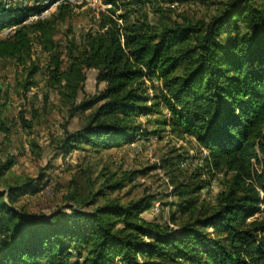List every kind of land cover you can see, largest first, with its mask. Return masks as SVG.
I'll list each match as a JSON object with an SVG mask.
<instances>
[{
  "label": "trees",
  "instance_id": "obj_1",
  "mask_svg": "<svg viewBox=\"0 0 264 264\" xmlns=\"http://www.w3.org/2000/svg\"><path fill=\"white\" fill-rule=\"evenodd\" d=\"M57 1L48 18L29 20L49 5L0 0V60L27 69L28 90L41 71L35 45L47 54L46 85L83 121L66 131L61 149L133 143L153 133L137 117L164 108L171 118L157 123L194 137L206 154L187 182L172 179L180 198L172 220L187 218L179 230L141 217L150 198L34 218L15 204L39 192L42 177L0 191V264H264V0H229L196 22L172 20L153 0H103L99 30L81 45L70 40L66 61L55 36L76 3ZM7 28L14 30L1 37ZM89 69L105 87L79 100ZM14 164L0 163V178ZM220 173L233 176L218 202L206 204L198 194L202 176ZM121 187L106 184L92 201Z\"/></svg>",
  "mask_w": 264,
  "mask_h": 264
},
{
  "label": "rangeland",
  "instance_id": "obj_2",
  "mask_svg": "<svg viewBox=\"0 0 264 264\" xmlns=\"http://www.w3.org/2000/svg\"><path fill=\"white\" fill-rule=\"evenodd\" d=\"M36 1L45 6L50 2L16 0L30 5ZM227 1L153 0V6L163 8L172 20L182 22L187 18L196 22L208 21L220 12ZM75 3L73 14L60 23L55 36L65 61L69 41L81 45L87 33L97 32L100 13L106 9L103 0H75ZM58 5L59 1L55 0L41 15L48 18ZM147 9L152 7L147 6ZM150 16L156 17L153 12ZM13 30L5 29L1 37L10 35ZM33 57L41 71L34 77L36 85L28 90L23 86L27 69L14 61L0 60V163L10 158L15 160L11 169L0 178V191L8 193L9 187L16 183L42 177V189L36 193H24L15 204L27 216L34 218L48 216L61 209L70 214L69 207L90 211L111 200L127 204L150 198L151 205L141 212V217L160 227L179 230L187 218L172 220L180 201L172 179L187 182L201 164L206 151L197 140L187 134L177 135L171 127L158 124V120L171 118L170 112L162 108L160 114L137 117L142 131L153 132L147 137L107 149L88 147L65 152L61 144L66 131L73 133L79 130L83 125L82 116L71 117L57 92L46 85L47 54L38 44L34 47ZM97 73L95 69L86 71L87 79L79 100L104 89L105 83L97 81ZM155 93L150 90L148 96L152 98ZM23 119L31 122L32 126L26 127ZM255 167L258 168V165L255 164ZM232 176L231 173L202 176L206 183L198 191L201 201L216 204ZM115 183L122 184V187L114 192L107 190L105 197L92 201L93 193L106 184ZM73 195L77 200L70 199ZM85 202L90 206L84 207Z\"/></svg>",
  "mask_w": 264,
  "mask_h": 264
},
{
  "label": "built area",
  "instance_id": "obj_3",
  "mask_svg": "<svg viewBox=\"0 0 264 264\" xmlns=\"http://www.w3.org/2000/svg\"><path fill=\"white\" fill-rule=\"evenodd\" d=\"M68 1L75 3V0H68ZM59 2H60V1H59ZM43 13H45V12H43ZM39 17H43V15H41V16L34 15V16L30 17V19H31V20H32V18H36V19H38Z\"/></svg>",
  "mask_w": 264,
  "mask_h": 264
}]
</instances>
